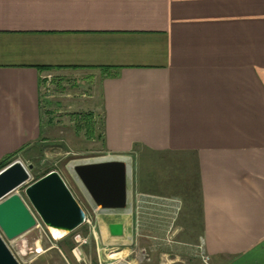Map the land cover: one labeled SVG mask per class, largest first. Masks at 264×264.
<instances>
[{
	"label": "crops",
	"instance_id": "1",
	"mask_svg": "<svg viewBox=\"0 0 264 264\" xmlns=\"http://www.w3.org/2000/svg\"><path fill=\"white\" fill-rule=\"evenodd\" d=\"M59 135L193 171L210 264H264V0H0V163ZM173 187L136 234L191 227Z\"/></svg>",
	"mask_w": 264,
	"mask_h": 264
},
{
	"label": "rangeland",
	"instance_id": "2",
	"mask_svg": "<svg viewBox=\"0 0 264 264\" xmlns=\"http://www.w3.org/2000/svg\"><path fill=\"white\" fill-rule=\"evenodd\" d=\"M98 129H101V124L98 125ZM49 140L40 151L32 149L30 153L21 156L26 167L32 165L27 184L44 173L57 171L84 210L87 222L58 238L53 237L48 229L39 223L36 228L17 238L20 241L24 240L22 245L19 243L17 246L13 243L11 250L15 253L20 264H166V261L159 259L162 252H165V247H167L169 258L179 254L181 257L180 264H210L209 260H204L203 256L207 255L203 252L202 236L198 234L199 193L193 171H185V175L180 176L179 180L172 178L170 172L167 171V174L164 172L165 180L161 181L163 172L156 171L154 164L167 162L168 158L163 155L142 156L135 153L126 156H113L108 154L99 143H92L88 139H85L83 148L81 145H77L78 143L74 138L72 141L67 140L64 135ZM109 157H126L130 161L131 179L129 178L128 183L129 186L133 185L135 190L133 197L131 194L128 198L131 207V212L128 215L122 210L111 212H103L99 208L95 210V205L81 186L72 169L73 167L71 168L73 164L84 162L86 159L89 161ZM148 164H152L153 167L147 168ZM142 175L143 178H141ZM140 180L150 182L147 183V187L153 191V202L145 203L143 201L146 195H141L138 191L142 186ZM172 185H176L179 189L178 195L180 196V203H175V216L182 215V211L186 214H192L190 218L191 227L183 229V233L177 234L179 231L174 233L175 222L170 219L171 225L169 227L171 229L166 234H155L148 238L136 234L142 211L148 208L151 216L161 212L162 206L166 205L164 197L172 195V190L175 189ZM23 188L20 189V193H22ZM173 192L175 193V191ZM110 222L124 223L125 231L121 237L113 238L108 235L106 227ZM41 239L42 246L35 247V241ZM49 245L52 248L46 249ZM176 245L180 246V250L173 254V248ZM35 248L38 249V252H35ZM74 248L79 250L76 255L73 253ZM131 257L134 260H130Z\"/></svg>",
	"mask_w": 264,
	"mask_h": 264
},
{
	"label": "water",
	"instance_id": "3",
	"mask_svg": "<svg viewBox=\"0 0 264 264\" xmlns=\"http://www.w3.org/2000/svg\"><path fill=\"white\" fill-rule=\"evenodd\" d=\"M72 167L91 202L101 211L125 210L129 206L130 166L125 160L120 157L94 159ZM31 169V164L26 167L20 160L0 169V264H20L6 241L22 245L24 240L17 238L39 222L50 233L53 230L65 235L85 220L84 210L57 171H50L27 184ZM107 230L111 236L121 237L124 225L110 222Z\"/></svg>",
	"mask_w": 264,
	"mask_h": 264
},
{
	"label": "bare ground",
	"instance_id": "4",
	"mask_svg": "<svg viewBox=\"0 0 264 264\" xmlns=\"http://www.w3.org/2000/svg\"><path fill=\"white\" fill-rule=\"evenodd\" d=\"M113 158H115V157H113ZM101 159H112V158H101ZM86 161H88L87 159H86ZM129 160H127V164H128V166H130L129 165V162H128ZM76 164V163H75ZM74 165V164H73ZM71 168H72V166H71ZM73 169V168H72ZM129 171H130V169H129ZM78 179V178H77ZM80 182V181H79ZM80 184H81V182H80ZM81 186L83 187V189H85L84 188V186L81 184ZM94 208H95V210H97L98 208L96 207V206H94ZM129 210V209H128ZM98 213V212H97ZM51 234L53 235V237H55V238H58V237H61L63 234L62 233H59V232H57V231H53V230H51Z\"/></svg>",
	"mask_w": 264,
	"mask_h": 264
},
{
	"label": "built area",
	"instance_id": "5",
	"mask_svg": "<svg viewBox=\"0 0 264 264\" xmlns=\"http://www.w3.org/2000/svg\"><path fill=\"white\" fill-rule=\"evenodd\" d=\"M85 222H87V217L85 218ZM79 239H80V238H79ZM80 240H81V239H80ZM83 242H85V241L83 240ZM7 245H8V247H9L10 249H12L13 244H12L11 242H7ZM11 251H12V250H11ZM12 252H13V251H12ZM35 252H38V249H36ZM73 253H74V255H76V253H79V250H77V248H74ZM13 254L15 255L14 252H13ZM203 257H204V260H205V261L209 260L208 256H203Z\"/></svg>",
	"mask_w": 264,
	"mask_h": 264
},
{
	"label": "trees",
	"instance_id": "6",
	"mask_svg": "<svg viewBox=\"0 0 264 264\" xmlns=\"http://www.w3.org/2000/svg\"><path fill=\"white\" fill-rule=\"evenodd\" d=\"M9 163H11V160H6V161L1 162V163H0V169H2L3 167H5V166L8 165ZM45 174H46V173L40 175L39 177H41V176H43V175H45ZM39 177H37L36 179H38ZM36 179H34V180H36Z\"/></svg>",
	"mask_w": 264,
	"mask_h": 264
}]
</instances>
